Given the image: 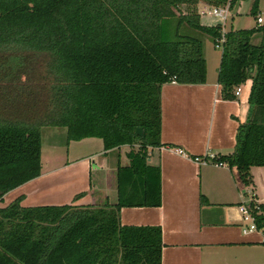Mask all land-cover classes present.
I'll list each match as a JSON object with an SVG mask.
<instances>
[{
	"label": "trees",
	"instance_id": "obj_1",
	"mask_svg": "<svg viewBox=\"0 0 264 264\" xmlns=\"http://www.w3.org/2000/svg\"><path fill=\"white\" fill-rule=\"evenodd\" d=\"M202 2L228 0H0V81L8 90L0 104V200L41 175L42 127L66 128L68 142L101 138L105 150L140 144L118 169L114 206L23 207L20 196L0 207V264H162L161 227L122 225L118 212L129 200L161 204L160 170L148 153L162 145V86L205 83L201 37H221L220 27L201 23ZM256 31L259 45L251 41ZM29 61L41 67L30 72ZM32 73L43 80L38 88L21 82ZM248 79L247 120L234 152L217 160L237 167L245 185L252 167L264 166V25L230 31L223 44L224 97ZM138 184L141 195L126 198Z\"/></svg>",
	"mask_w": 264,
	"mask_h": 264
},
{
	"label": "crops",
	"instance_id": "obj_2",
	"mask_svg": "<svg viewBox=\"0 0 264 264\" xmlns=\"http://www.w3.org/2000/svg\"><path fill=\"white\" fill-rule=\"evenodd\" d=\"M201 5L198 11L214 6L227 8L225 20L199 14L203 25L220 27L226 34L264 25L258 22L259 16L264 19V0ZM251 41L259 45L262 33L256 31ZM213 46L218 53L208 50L205 44L203 48L207 62L205 83L175 81L162 86V145L150 147L148 153L149 165L160 170L161 204L132 206L129 200L118 212L122 225L161 227L162 264H264L258 253L264 244V228L245 232L246 222L240 211L249 190L257 191L264 202L261 179L255 175L264 172V166L252 167L253 182L245 185L237 167L216 163L235 150L239 125L248 117L253 82L246 80L239 86V94L225 98L223 85L218 81L223 45L217 47L213 40ZM66 143V162L53 164L51 158L62 154L54 146L49 151L48 169L42 165L39 177L6 193L0 207L20 196L23 207L118 204V169L130 165L129 152L138 150L140 144L105 150L98 137L68 142L67 129ZM75 144L88 151L74 149ZM206 155L214 156L208 157L207 164L194 160ZM139 185L130 186L124 194L126 198L135 192L141 195Z\"/></svg>",
	"mask_w": 264,
	"mask_h": 264
},
{
	"label": "rangeland",
	"instance_id": "obj_3",
	"mask_svg": "<svg viewBox=\"0 0 264 264\" xmlns=\"http://www.w3.org/2000/svg\"><path fill=\"white\" fill-rule=\"evenodd\" d=\"M203 3V2H202ZM202 3L199 4V7H201ZM205 3V2H204ZM198 7V8H199ZM199 12V11H198ZM228 24V22H227ZM202 41H203V48H204V44L205 47L207 45L208 50L210 49L211 51H217L218 50L214 48L213 46V40L210 36L208 35H203L202 37ZM220 51V50H219ZM2 65V64H0ZM28 66V71L32 72L34 69H38L41 67L40 62H35V61H29L27 63ZM21 82L22 83H28L30 84V82H32L33 84H35V86L38 88L42 85L43 80L42 78H40L38 76V74L32 73L31 76L28 75H22L21 76ZM0 87H3L2 89H0V104L2 103V94L7 92V88L5 87L4 82L0 81ZM42 132V165L44 166V168L47 170L48 169V165L50 163V150H52L54 148V146L58 147V151L61 152L62 154L60 155V158H51V161L53 162V164L55 163V165L57 164H61L62 162H66V149H67V143H66V128H62V127H53V126H46V127H42L41 129ZM80 144H75V148L78 151H83V150H87L85 148H80L79 146ZM257 176H259V178L261 179L260 184V190L262 193H264V172H257V174H255ZM258 253L260 255V257H262V261L264 262V244H261L260 247L258 248Z\"/></svg>",
	"mask_w": 264,
	"mask_h": 264
},
{
	"label": "built area",
	"instance_id": "obj_4",
	"mask_svg": "<svg viewBox=\"0 0 264 264\" xmlns=\"http://www.w3.org/2000/svg\"><path fill=\"white\" fill-rule=\"evenodd\" d=\"M200 15H205V14H210L217 16L221 18L222 20H225L227 17V8L226 7H221V6H214V7H205L202 10H199L198 12ZM258 22L263 23L264 19L259 16L258 17ZM221 37L216 40V46L221 47L224 42L226 41V33L221 30ZM175 82V81H173ZM240 88L237 87L235 94H239ZM179 152L182 153L183 151L179 149ZM208 157H214V156H197L194 157V160L200 164H207ZM218 165H223V161H216ZM246 201H244L240 205V211L243 214V219L246 222V228L245 232H251V231H256V230H261L258 226L257 223V214L261 213L259 205L264 203L263 200L260 198L259 194L255 190H249L246 193Z\"/></svg>",
	"mask_w": 264,
	"mask_h": 264
},
{
	"label": "water",
	"instance_id": "obj_5",
	"mask_svg": "<svg viewBox=\"0 0 264 264\" xmlns=\"http://www.w3.org/2000/svg\"><path fill=\"white\" fill-rule=\"evenodd\" d=\"M136 133L142 138H144L146 136L145 130L142 127H137Z\"/></svg>",
	"mask_w": 264,
	"mask_h": 264
}]
</instances>
